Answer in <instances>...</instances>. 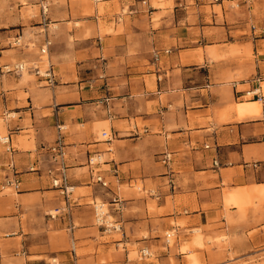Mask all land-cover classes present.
I'll list each match as a JSON object with an SVG mask.
<instances>
[{
  "label": "crops",
  "instance_id": "0c3cea01",
  "mask_svg": "<svg viewBox=\"0 0 264 264\" xmlns=\"http://www.w3.org/2000/svg\"><path fill=\"white\" fill-rule=\"evenodd\" d=\"M45 1L46 31L20 16L11 30L26 41L16 58L51 66L56 81L46 87L41 76L36 84L23 77L26 96L8 93L17 97L10 127L20 147L3 153L1 170L21 189L2 194L0 177V234L13 255L6 263L47 264L54 255L59 264H130V245H157L160 230L172 228L189 252L206 255L210 238L245 239L264 226V99L240 93L260 86L264 95V0ZM57 124L66 128L76 189L68 202L46 175L43 146ZM97 153L103 162L91 172ZM96 172L108 187L94 181ZM98 200L115 210L121 237L106 238L94 223ZM194 228L202 244L187 236ZM183 243L179 258L189 254Z\"/></svg>",
  "mask_w": 264,
  "mask_h": 264
},
{
  "label": "rangeland",
  "instance_id": "374dc122",
  "mask_svg": "<svg viewBox=\"0 0 264 264\" xmlns=\"http://www.w3.org/2000/svg\"><path fill=\"white\" fill-rule=\"evenodd\" d=\"M42 0H38V6H31V2L29 0H0V135L11 134L10 127L13 120L17 119L18 115L14 112V103H10L13 101V98H17L16 96L8 97V93L15 89L17 91V95L19 98L25 97L27 93L23 91L21 86L22 78L24 80H30L34 82V84L38 83L40 80L39 75H37L34 71H30L26 69L22 72H12L7 71V66L13 67L14 64L18 62H24L27 66L39 65L38 62H26L21 61L16 58L17 54L21 52V49H24L26 46L25 39H22V35L16 31V33H12V29L17 28L20 25L18 22V17L25 19H37L39 25L42 27L41 30L44 29L42 24H40V13L39 8L41 9ZM50 5V4H49ZM52 23V21H51ZM50 26V25H49ZM46 30H43V32ZM20 40V42H17ZM52 42V41H51ZM9 49V50H6ZM30 52L35 50L38 51L37 47L30 46ZM28 50V51H29ZM47 61V60H45ZM41 68L46 65L41 64ZM42 78V77H41ZM12 79V81H10ZM18 80V83L15 81ZM44 79V78H43ZM46 87H52L54 84H49L48 82L43 83ZM37 105V103H36ZM66 131V128H65ZM58 133V129H57ZM57 137V135H56ZM55 139L49 144H53ZM20 138V137H18ZM15 150L20 147L18 140L16 139L13 142ZM3 153H7L5 151V146L0 142V177L4 179V185L2 188V194H13L15 195L17 191L21 189H15L14 187L8 186L6 183L7 178H12L9 175H6L1 169V166L4 165ZM2 157V158H1ZM103 160V159H102ZM10 167V164H9ZM13 169V168H10ZM9 169V170H10ZM38 169V168H36ZM5 175V178H4ZM76 192V189H75ZM76 194V193H75ZM96 202H103L98 200ZM105 208L109 209L108 218L110 220H116L113 216L115 210L107 203L104 202ZM94 211V210H93ZM51 214H56V211H51ZM52 216V215H51ZM93 221L95 223V213L93 212ZM174 222L172 221V224ZM178 224H181V221H178ZM223 225V224H222ZM260 227V226H259ZM195 229H199L195 231ZM168 232H174L170 239L169 246L166 243V234ZM202 229L194 228L187 230V236L191 239L199 238L201 236ZM122 230L113 231L111 233L105 232L106 238H119L121 237ZM4 234H0V264H7L6 261L13 257V255L7 252V244L6 240H4ZM147 236V233L145 234ZM144 235V236H145ZM161 240L157 245H151L150 249L152 252L151 260L153 264H190L191 255H195L199 257L200 264H264V226L258 228L255 226L253 230H251L247 238H231L230 235L222 233L221 235H217L214 238H210V243L206 244L203 248L206 251V255L203 253L197 254L193 250L189 252V248L191 249L190 244L185 243V238L182 234H179L175 228L160 230L157 235ZM149 238V237H147ZM178 238L184 242L181 246V250L183 252H189L187 256L184 258H179L177 253V241ZM196 243V241H195ZM190 247H189V246ZM76 254L80 255L82 250L80 249V244L76 243ZM143 246H147L146 244L140 245H130L129 251L131 252L130 256V264H143V261L140 259L139 251ZM188 248V249H186ZM24 257V256H23ZM52 258L54 255L47 257V262H52ZM58 261V259H57ZM59 262V261H58ZM25 264V263H24ZM59 264V263H57Z\"/></svg>",
  "mask_w": 264,
  "mask_h": 264
},
{
  "label": "built area",
  "instance_id": "2783aa9c",
  "mask_svg": "<svg viewBox=\"0 0 264 264\" xmlns=\"http://www.w3.org/2000/svg\"><path fill=\"white\" fill-rule=\"evenodd\" d=\"M50 12V5L47 1L42 0L41 2V9H40V24L44 27L43 30H46L47 27H49L51 23V19L49 17ZM17 42H20L18 40ZM51 45V40L47 38L45 40V44L41 47V53L45 54L49 51V46ZM155 58L158 59V54L155 55ZM20 62L14 64L13 67L7 66V71L12 72H22L23 69H28L30 71H34L37 75L44 78L49 84H54L55 74L53 72V69L51 66H48L45 68L44 71H42L41 67L39 65H36L35 63L33 65L27 66L25 63L24 67L22 64H19ZM241 94H243L244 99L246 100H257V101H263L264 95L262 92V89L260 86L248 88L245 90L240 91ZM239 96H242V95ZM57 137L53 144L45 147L43 146V149H46L50 152V162L51 166H49L46 169V175H48L51 179L52 187L56 189L61 196L64 197L66 202H68L71 199V196L75 192V184L71 181V176L69 173V166L66 163V141H65V126L61 124H57ZM104 135L107 136V140L112 141L114 138V135L112 133L103 132ZM0 142L5 146V151L9 154H14L15 147L12 142V136L11 134H4L0 135ZM206 147H209V145H206ZM171 160V154L165 153L163 157V161L167 164ZM102 160V155L100 153L94 154L89 157L88 159V166L91 172H94V167L99 165ZM218 161L215 160V165H218ZM254 166L257 167L258 163H254ZM10 168H14V164H10ZM93 179L96 183H100L104 187L109 186V181L104 178L103 175L96 172L95 175H93ZM6 183L8 186L14 187L15 189H20L21 182L18 178L12 177L7 178ZM104 202H95L94 203V213H95V224H97L99 227L103 229L104 232L111 233L113 231L122 230V225L118 221L110 220L108 218L109 209L105 208ZM54 216V214H51ZM166 243L169 246L170 239L172 237V234L168 232L166 234ZM75 241L72 242V248L71 252L72 254H76V248H75ZM140 259L143 261V264H153L151 260L152 252L150 247L143 246L140 248L139 251ZM57 258H52V262H48L47 264H57Z\"/></svg>",
  "mask_w": 264,
  "mask_h": 264
},
{
  "label": "bare ground",
  "instance_id": "6f19581e",
  "mask_svg": "<svg viewBox=\"0 0 264 264\" xmlns=\"http://www.w3.org/2000/svg\"><path fill=\"white\" fill-rule=\"evenodd\" d=\"M19 64H22L23 68H25V67H24L25 63H24V62H20ZM46 66L48 67V65H46ZM41 69H42V71H44V70H45V66H43ZM25 70H26V68L23 69V72H24ZM255 102L260 103V101H255ZM170 233L173 234L174 232H170ZM196 243H197V244H202V241H201V238H200V237L196 239ZM186 249H188V248H186ZM199 260H200L199 257H197V256H195V255H191V261H190V264H200V261H199Z\"/></svg>",
  "mask_w": 264,
  "mask_h": 264
}]
</instances>
